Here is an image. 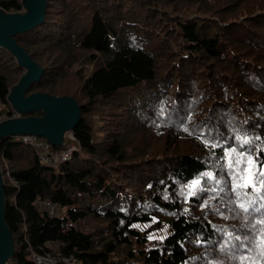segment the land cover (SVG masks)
Wrapping results in <instances>:
<instances>
[{"label":"trees","instance_id":"1","mask_svg":"<svg viewBox=\"0 0 264 264\" xmlns=\"http://www.w3.org/2000/svg\"><path fill=\"white\" fill-rule=\"evenodd\" d=\"M15 38L44 68L26 94L73 96L81 116L56 146L72 133L79 148L57 166L0 140L6 264H36L32 250L81 264H264V0H48ZM24 73L0 46V120ZM240 153L258 192L237 187Z\"/></svg>","mask_w":264,"mask_h":264},{"label":"water","instance_id":"2","mask_svg":"<svg viewBox=\"0 0 264 264\" xmlns=\"http://www.w3.org/2000/svg\"><path fill=\"white\" fill-rule=\"evenodd\" d=\"M48 0H22L24 11L8 12L0 8V46L9 49L25 73L15 83L7 97L19 116L0 120V140L24 134L44 136L52 145L61 146L79 122L81 105L69 95L56 96L37 91L26 94L31 84L38 81L44 68L17 42L15 35L29 31L45 20ZM33 111L42 115L31 114ZM23 113L29 115L23 116ZM5 179L0 162V264H6L15 254V243L6 221Z\"/></svg>","mask_w":264,"mask_h":264},{"label":"built area","instance_id":"3","mask_svg":"<svg viewBox=\"0 0 264 264\" xmlns=\"http://www.w3.org/2000/svg\"><path fill=\"white\" fill-rule=\"evenodd\" d=\"M15 114L19 116L20 113L16 111ZM69 135L73 140L76 139L72 133ZM14 137L32 147L37 152L40 161L48 165H56L71 159L74 151L79 148L76 142H71L68 146L63 148H57L44 136L36 134H24ZM6 165L8 166L7 163ZM7 174L11 176L9 167L7 169ZM40 205L50 215H60L59 211L63 209L61 203L52 200L40 201ZM32 256L36 264H81L80 259L74 254L64 255L60 252H56L55 254L48 251L38 252L32 250Z\"/></svg>","mask_w":264,"mask_h":264},{"label":"snow or ice","instance_id":"4","mask_svg":"<svg viewBox=\"0 0 264 264\" xmlns=\"http://www.w3.org/2000/svg\"><path fill=\"white\" fill-rule=\"evenodd\" d=\"M242 144H247L249 141L245 138H241ZM215 146V145H213ZM233 152H235V149H233ZM242 162L246 163L247 167L241 170V172L237 173L238 181H237V187H252L255 191H259L260 189L256 187L255 183L251 182V177L248 175L254 166V161L251 156L245 157L244 154L240 153L237 154V159L235 163L237 165L241 164ZM231 163L229 164V167H231ZM207 175H211L208 173ZM260 176H264V170L260 171ZM261 185L264 186V181H261ZM241 209L244 211H247L245 208V205L241 203L239 205ZM260 223H264V221H260ZM256 247L259 248V252L257 253V256L264 259V230H261L260 232V239L256 242ZM241 261L248 260L249 264H255V257H240Z\"/></svg>","mask_w":264,"mask_h":264},{"label":"rangeland","instance_id":"5","mask_svg":"<svg viewBox=\"0 0 264 264\" xmlns=\"http://www.w3.org/2000/svg\"><path fill=\"white\" fill-rule=\"evenodd\" d=\"M10 104V103H9ZM11 105V104H10ZM9 109V105L6 104V103H0V111L3 112V114H5V112ZM20 115V114H19ZM13 116H17L15 113L13 114ZM72 142H76L74 140H72ZM67 142L65 143V145L67 146ZM59 165V164H56V166ZM6 169H8V166L6 165ZM40 203V201H39ZM65 212V209H62L59 211V214H63ZM49 245L51 246V243H49Z\"/></svg>","mask_w":264,"mask_h":264}]
</instances>
